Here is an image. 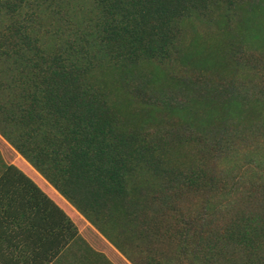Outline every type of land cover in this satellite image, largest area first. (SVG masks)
I'll use <instances>...</instances> for the list:
<instances>
[{
  "label": "trees",
  "instance_id": "16d2710c",
  "mask_svg": "<svg viewBox=\"0 0 264 264\" xmlns=\"http://www.w3.org/2000/svg\"><path fill=\"white\" fill-rule=\"evenodd\" d=\"M0 139L1 207L63 246L264 264V0H0Z\"/></svg>",
  "mask_w": 264,
  "mask_h": 264
},
{
  "label": "crops",
  "instance_id": "0c3cea01",
  "mask_svg": "<svg viewBox=\"0 0 264 264\" xmlns=\"http://www.w3.org/2000/svg\"><path fill=\"white\" fill-rule=\"evenodd\" d=\"M10 186H0L9 190ZM52 189V188H51ZM50 199L61 209L54 197ZM0 200V264H130L82 217L85 227L63 246L57 215L14 209Z\"/></svg>",
  "mask_w": 264,
  "mask_h": 264
},
{
  "label": "rangeland",
  "instance_id": "374dc122",
  "mask_svg": "<svg viewBox=\"0 0 264 264\" xmlns=\"http://www.w3.org/2000/svg\"><path fill=\"white\" fill-rule=\"evenodd\" d=\"M234 23V25H235V22L234 21H232V23H231V25ZM193 26L196 28V29H198V30H200V31H209L208 33L209 34H212V33H214L215 31H216V27H215V25H210V24H201V23H199V22H195L194 24H193ZM1 143H2V140L0 139V146H1ZM90 225L92 226V227H94L95 229H97L101 234H102V236H103V238L111 245V246H113L116 250H117V253L120 255V256H122L123 257V259L125 260V261H128L127 260V258H126V256L121 252V251H119L114 245H113V242L107 237V234H106V232L104 231V230H102L101 228H99V226L98 225H95L94 223H90ZM129 262V261H128ZM130 263V262H129ZM131 264V263H130Z\"/></svg>",
  "mask_w": 264,
  "mask_h": 264
}]
</instances>
